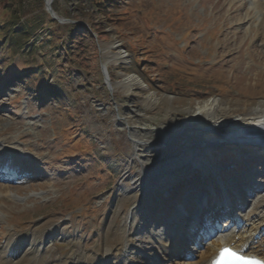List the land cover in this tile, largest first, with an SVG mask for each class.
Segmentation results:
<instances>
[{"label": "rangeland", "instance_id": "rangeland-1", "mask_svg": "<svg viewBox=\"0 0 264 264\" xmlns=\"http://www.w3.org/2000/svg\"><path fill=\"white\" fill-rule=\"evenodd\" d=\"M8 1L0 0V24L5 22L0 27V264L101 261L98 248L119 244L124 232L133 257L158 258L163 242L179 235L174 219L181 202L190 192L199 200L195 184L211 191L220 186L215 181L241 186L248 176L263 192L241 197L242 208L218 221L219 234L207 243L202 238L183 244L166 264H189L212 242L231 235L237 214L248 219L261 205L258 212L264 215V162L238 176L241 170L230 168L229 161L236 153L227 151L214 159L218 163L208 174L213 182L202 175L196 181L201 173L193 161L185 172L189 178L176 187L180 194L172 193L166 202L162 188L142 196L134 180L142 165L154 173L182 149L168 142L163 149L137 151L132 142L134 135L157 137L205 102L236 109L264 105L263 14L249 9L264 0H117L108 18L85 2L54 0L59 16L86 27L56 30L47 44L41 40L55 27L44 0H14L5 11ZM16 6L21 22L30 21L34 31L28 36L13 29ZM110 43L125 53L123 63H107ZM102 66L113 83L135 75L143 88L129 95L117 86L112 90ZM47 85H57L61 99L48 97ZM150 94L159 101L146 108L141 100ZM72 140L73 148L83 144V152H65L77 154ZM6 150L17 157L7 160ZM226 192L222 187L217 196ZM163 215L168 218L158 221Z\"/></svg>", "mask_w": 264, "mask_h": 264}, {"label": "bare ground", "instance_id": "bare-ground-1", "mask_svg": "<svg viewBox=\"0 0 264 264\" xmlns=\"http://www.w3.org/2000/svg\"><path fill=\"white\" fill-rule=\"evenodd\" d=\"M231 5L234 6L232 2ZM241 5L242 7L245 6V4ZM249 9L258 10L263 14L262 26L264 29V3L256 2L255 5L251 6V8L249 7ZM250 13L251 12H249L247 16L252 17ZM259 29L261 30V28ZM262 33L263 32H261V34ZM108 50L111 51L107 62L108 64L123 63L126 56L119 46L115 43H110ZM108 64H106V66H108ZM108 76L109 75H107V77ZM110 78L109 76V79ZM143 84L144 82L140 77L125 74L122 75L121 80L116 84L113 83L111 79L109 83L112 90L117 86L122 88L123 92L128 95L134 90L136 91L137 89L143 88ZM141 101L143 105L148 108L154 106L159 99L154 94H150ZM169 126L170 127L165 131L160 129L161 132L156 134L157 137L155 138L154 136L153 138L141 137L139 135L133 136L132 142L137 151L144 147H149L148 152L159 148L163 149V145L168 144V142L173 143L176 148L179 147L182 149L177 155L168 156L169 158H167V161L154 173L148 172V166L146 164L142 165L141 174L136 176L133 184L141 191L142 196L152 187L161 186L163 190H167L170 187H173L172 189L176 188L183 183H178L177 181H180V179L183 178L182 175L192 167L193 161L199 163L198 165H200L199 168L201 169L202 176L211 178V175L208 174H210L213 165L216 164L214 159L220 154L229 151L233 154L236 153L232 158L233 161L237 156H239L243 162L248 160L249 158L245 159L242 156L249 155L250 153L248 152L251 149L231 144L229 137L248 128L264 126V105L256 109L250 108V106L236 109L231 108V106H224L217 100L205 102L203 105L198 106L187 118L182 117L172 122ZM227 144H231V147ZM3 156L11 161L13 158L17 157V154H15L13 150H6ZM208 163L212 165H208ZM239 164V160H235V163H233L235 166ZM206 168L208 171L202 172V170ZM210 199L209 197V200ZM212 199L214 202L212 204L207 203L206 205L208 207L200 203L197 204L196 207L201 205L203 209L205 207L208 212H212L220 205V201L216 200L214 197H212ZM259 207H261V205ZM259 207L256 208L255 212H252V215L249 216L248 219H246L245 216L242 217L240 214H237V218L235 219V225L237 226L236 230L222 241L212 242L205 251L200 252L198 255H194L190 258L189 264H211V261L216 258L218 251L228 247L244 255L255 256L264 260V215L259 214ZM219 212L217 214H219ZM182 219L183 217L181 220ZM191 221L192 219H187L185 217V223L182 225L181 229L187 228ZM189 228H192L191 224ZM189 228H187V230H189ZM180 235L181 233L177 237L163 242L162 246L164 252L160 257L157 258L152 256L138 259L137 257H133L134 254L132 255V252L129 250V235L124 232L119 244L115 246L108 245L109 247H107L106 250H103L101 246L98 248L97 253L102 254L101 261L96 257L89 260L86 264H166V258L175 253L182 245ZM77 259L75 258V260ZM67 264H77V262L70 259Z\"/></svg>", "mask_w": 264, "mask_h": 264}, {"label": "trees", "instance_id": "trees-1", "mask_svg": "<svg viewBox=\"0 0 264 264\" xmlns=\"http://www.w3.org/2000/svg\"><path fill=\"white\" fill-rule=\"evenodd\" d=\"M12 1H14V0H9L7 2V4L4 6L5 11H8L9 9L12 8V4L14 3ZM69 1H71V2H74V1L75 2H85L86 4L89 5L91 12H96L99 15L107 17V18L110 16L111 10L117 6V2H118L117 0H69ZM21 8H22V6H21ZM53 8L55 11H58L56 3L53 4ZM14 14L15 15L13 17L12 24L17 26L16 28H13L14 31H18V32H20L21 35H25V36H28L32 32H34L28 26V25H30V21L26 20L25 22H21L22 20H21V16H20L21 12H20L19 6H16V10H15ZM48 18H49V23H51L55 27V29H53V31H54L53 33L48 34L47 36L43 37L41 40V43L43 42V43L47 44L48 40H53V38L55 37V31L56 30L65 29L69 32H73V31H76L77 28L79 27L77 25H72V24L59 25L56 21L52 20L49 16H48ZM67 18H71V16L67 15ZM9 23H10V21H9ZM2 25H5V22L3 24H0V27ZM11 31H13V30H11ZM28 38L29 37H27V40H29ZM16 40H18V39L16 38ZM35 75L37 77H39V73H36ZM56 90H57V85H54V86H51V85L48 86L47 85V87H46V93L48 95H50V97H54L56 100L61 99L59 92H57ZM81 145H83V144L79 143V142L76 143V146H81ZM74 146H75V142H74V144H72V147H74Z\"/></svg>", "mask_w": 264, "mask_h": 264}, {"label": "snow or ice", "instance_id": "snow-or-ice-1", "mask_svg": "<svg viewBox=\"0 0 264 264\" xmlns=\"http://www.w3.org/2000/svg\"><path fill=\"white\" fill-rule=\"evenodd\" d=\"M229 259L247 261L248 264H264V260L258 259L255 256H247V255L241 254L230 248H223L220 251L217 264H224V262Z\"/></svg>", "mask_w": 264, "mask_h": 264}, {"label": "water", "instance_id": "water-1", "mask_svg": "<svg viewBox=\"0 0 264 264\" xmlns=\"http://www.w3.org/2000/svg\"><path fill=\"white\" fill-rule=\"evenodd\" d=\"M52 4H53V0H45V10L51 16V18H53L54 20H56L58 23H61V24L62 23H77L75 21L64 19L58 16L57 13L53 10ZM102 71L105 74V76H107V72L104 66H102Z\"/></svg>", "mask_w": 264, "mask_h": 264}]
</instances>
